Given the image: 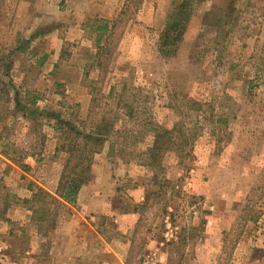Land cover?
Masks as SVG:
<instances>
[{
    "label": "rangeland",
    "instance_id": "obj_1",
    "mask_svg": "<svg viewBox=\"0 0 264 264\" xmlns=\"http://www.w3.org/2000/svg\"><path fill=\"white\" fill-rule=\"evenodd\" d=\"M179 2L117 0L107 5L117 9L115 18L106 15L111 21H44L47 29L73 18L94 41L96 26L112 28L93 51L62 44V67L51 79L43 59L55 46L32 39L39 0H0V264H52L53 232L66 204L75 203L31 199L38 189L56 197L67 158L61 147L69 135L55 129L50 112L87 132L102 118L113 123L93 156L91 182L93 167L107 169L99 171L107 183L100 196L137 213L128 255L135 264L153 253L162 264H264V0H235L229 10V0L193 7L181 41L164 56L160 34ZM212 7L228 14L225 37L202 26ZM155 128L189 145L149 167ZM57 176L54 194L39 187ZM133 190L142 199L136 205Z\"/></svg>",
    "mask_w": 264,
    "mask_h": 264
},
{
    "label": "crops",
    "instance_id": "obj_2",
    "mask_svg": "<svg viewBox=\"0 0 264 264\" xmlns=\"http://www.w3.org/2000/svg\"><path fill=\"white\" fill-rule=\"evenodd\" d=\"M82 1L85 0H39V15L36 14V17L39 18V34L34 39H39L40 45L48 44L50 41L51 45L55 46L56 50L53 49L44 54L43 59L46 67L49 66L48 77L51 79L57 77L59 69L62 67L57 65L61 62L59 48L62 44L74 43L93 51L91 47L94 45V40L85 35L87 24H82L73 18L63 27L54 25L47 29H43L44 26H47L44 21L48 19L56 21L65 15L67 18L76 15H84L86 18L97 16L105 21H111L113 17H106L108 13L112 12L114 18L117 16L116 8L113 10L107 8L109 3L117 5V0H87L90 1L91 8L99 6L96 13L85 9L86 2ZM61 2H64L66 8L64 12L60 8ZM55 70L57 72H54ZM75 73L78 77L79 74ZM75 73L72 72L71 76ZM58 76L60 77L62 74ZM51 154H53V150ZM99 171L108 174L107 169L93 167L94 180L82 186L75 203L73 205L66 204L67 211L60 214L53 232L55 242H53L52 264H135L134 259H129L128 255L132 248L130 237L135 230L138 215L133 208H116L112 195L104 196V198L100 196L107 188V183L101 179ZM57 179L58 176L54 182L53 178L50 185L40 182L39 187L54 194ZM133 191L131 195L133 193L134 198L131 203L136 205L142 199L138 191ZM120 206L122 205L120 204ZM110 228L119 233L118 238L106 239L104 234ZM150 246L151 244L147 245V249H150ZM243 261L242 264H262L250 258Z\"/></svg>",
    "mask_w": 264,
    "mask_h": 264
},
{
    "label": "trees",
    "instance_id": "obj_3",
    "mask_svg": "<svg viewBox=\"0 0 264 264\" xmlns=\"http://www.w3.org/2000/svg\"><path fill=\"white\" fill-rule=\"evenodd\" d=\"M209 1L212 0H180V2L175 5L173 11L168 15L165 27L160 34L159 47L162 55L169 56L175 51V47L181 41L187 23L193 14V7H197ZM234 1L235 0H229L227 10H229ZM227 17V13L223 16L216 15L212 7L208 12L203 14L202 26L203 28H212V32L216 37H225L226 33H223L224 28L230 24L225 21ZM111 29L112 28L108 27L107 23L96 26L93 30L97 33L94 41L96 47H100L103 41L110 38ZM36 36L37 35H34L32 39ZM28 44L29 41L22 42V45ZM19 49L20 47L16 50ZM7 70L8 68L5 67V72ZM46 118L54 121L56 130L65 128V133L69 135L68 144L61 147V150L65 151L67 158L55 194L57 198L38 189L32 194L31 199L34 200L44 196L49 199L52 206L59 204L58 199L65 203L73 204L80 188L92 180L91 166L93 156L99 152L102 144L107 142L108 138L114 132L115 127L112 122H107L106 119L102 118L99 123L93 126L92 131L87 132L85 128L80 125L76 126L71 121L66 122L61 120L58 113H47ZM152 133V146L146 152L149 167H155L159 163V158L162 157L163 153H180L183 147L189 145V140L179 137L174 139L172 137L173 131L171 130L168 131L155 128Z\"/></svg>",
    "mask_w": 264,
    "mask_h": 264
},
{
    "label": "built area",
    "instance_id": "obj_4",
    "mask_svg": "<svg viewBox=\"0 0 264 264\" xmlns=\"http://www.w3.org/2000/svg\"><path fill=\"white\" fill-rule=\"evenodd\" d=\"M136 264H162V263L158 261L156 255L153 253L145 257L143 260L137 262Z\"/></svg>",
    "mask_w": 264,
    "mask_h": 264
}]
</instances>
